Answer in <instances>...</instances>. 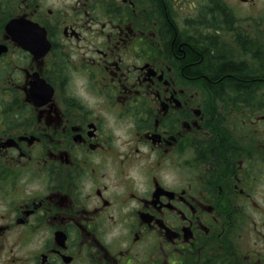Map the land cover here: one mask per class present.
Returning <instances> with one entry per match:
<instances>
[{
  "label": "flooded vegetation",
  "instance_id": "af4514ba",
  "mask_svg": "<svg viewBox=\"0 0 264 264\" xmlns=\"http://www.w3.org/2000/svg\"><path fill=\"white\" fill-rule=\"evenodd\" d=\"M0 264H264V0H0Z\"/></svg>",
  "mask_w": 264,
  "mask_h": 264
},
{
  "label": "bare ground",
  "instance_id": "6f19581e",
  "mask_svg": "<svg viewBox=\"0 0 264 264\" xmlns=\"http://www.w3.org/2000/svg\"><path fill=\"white\" fill-rule=\"evenodd\" d=\"M234 219V218H233ZM233 222V221H232Z\"/></svg>",
  "mask_w": 264,
  "mask_h": 264
}]
</instances>
